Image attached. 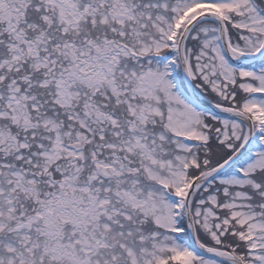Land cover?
Wrapping results in <instances>:
<instances>
[{"label": "snow or ice", "instance_id": "1", "mask_svg": "<svg viewBox=\"0 0 264 264\" xmlns=\"http://www.w3.org/2000/svg\"><path fill=\"white\" fill-rule=\"evenodd\" d=\"M0 264H264V0H0Z\"/></svg>", "mask_w": 264, "mask_h": 264}]
</instances>
